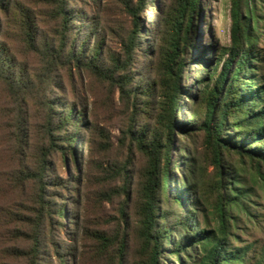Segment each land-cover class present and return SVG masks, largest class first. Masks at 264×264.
<instances>
[{
  "label": "trees",
  "instance_id": "obj_1",
  "mask_svg": "<svg viewBox=\"0 0 264 264\" xmlns=\"http://www.w3.org/2000/svg\"><path fill=\"white\" fill-rule=\"evenodd\" d=\"M71 1L77 2L50 0L53 8L49 17L59 20V29L45 33L39 28L41 18L38 11L25 5L13 6V16L7 20V26L11 30L15 29V36H12L24 51L33 55L36 60L35 67L14 57L11 49L0 41V84L11 96H27L37 100L44 96V104L51 110L56 122V132L59 134L57 136L61 137L57 140L58 143L49 138L46 146L39 144L25 152L23 147L26 138L19 133L16 139L17 148L14 150L18 160L16 168L24 157L28 159L29 165L17 168V179L31 185V189L35 191V201L39 202L40 211L45 212L49 224L53 225L50 221L53 217L51 214H55L56 220L61 219L65 213L63 203H54L56 205L51 206V196L45 194V190L50 184L66 190L70 181L58 177L48 156L57 154L61 169H64L67 164L65 156L73 154L71 146L77 144L78 134L82 133L86 124L78 122L83 117V110L74 111L72 104L65 105L62 112L57 110L55 107L61 101L60 98L55 99V93L62 92L65 87L59 75L60 70L68 72L67 85L72 90L75 82L73 75H70L71 69L77 73L84 69L102 80L113 92L116 91L119 100L126 104L127 114L118 128V135L111 138L108 131L97 129L101 133L100 151L107 153L118 149L120 152L127 150L129 153L122 155V162L113 158L112 162H117L115 165H110V161L106 160L101 162L100 170L113 181L120 178L121 183L119 187L113 186L108 191H101L100 196L109 199L112 196L127 195L125 172L132 154L138 152L146 160L145 166L138 173L140 179L135 189L133 213L136 227L133 235L139 248L135 251L131 264H171L168 256L176 264H186L187 261L192 264H243L244 249L230 247V237H233L230 230L234 227L237 213L244 211L249 215L246 207L248 192L244 182L234 173L235 168H231L227 157L233 155L244 158L256 167L255 178L264 177V79L260 75H254L259 70L254 66L255 62L260 61L257 42L264 0H229L230 44L223 53L226 57L221 61L216 74L213 68L206 71L204 77H193V82L197 83L196 90L194 89L197 92V101L187 107L189 119L186 123L178 125V97L192 96L191 90L182 89L180 80L183 68L191 63L186 57L185 48L191 49L189 42L199 0H170L166 9L161 12L165 32L158 46L159 58L154 64L155 78L153 83H147L144 87H141L142 80H136L132 63L136 51L139 50L138 17L152 0H110L130 18L131 30L120 36L117 50L106 48L102 56L103 62L98 60L104 37L98 36L96 31L93 33L96 37L94 44L87 46L88 48L85 38L79 44L76 37L70 40L66 37L72 20H85L76 19L82 12L73 13L69 8ZM7 8L0 0V11L5 13ZM107 32L114 34L111 27ZM219 61L220 59H216L214 66H218ZM49 87L54 88V93L46 98ZM141 102H147L156 108L152 123H137V106ZM48 118H52L51 114ZM24 124L21 117L18 132ZM69 125L74 130L69 131ZM189 129L202 133V143L210 155L213 167L208 181L201 180L204 169L196 167L192 157L182 158L180 154L187 153L185 147L178 146L177 153L171 152L175 142L174 131L187 134L183 139L188 140L194 134ZM72 160L74 165L73 157ZM170 168L179 171L181 168L182 171L179 188L176 186L172 193L168 189ZM16 173H10L9 183L19 187L17 182L20 181L16 180ZM49 176H54L55 179L50 181ZM207 186L217 196L213 208L216 224L212 229L196 224L195 216L197 208L194 201L199 196L197 191L205 192L203 190ZM183 190L188 199L185 210L182 209ZM180 209L182 217L178 212ZM118 213L120 219H115L111 228H99L88 235L87 242L82 245L78 254L80 264H130L124 209L120 207ZM57 226L60 227L61 223L57 222ZM177 229L180 232L176 240L173 234ZM165 242L170 246L169 249L165 247ZM32 247L27 264H40V258H47L46 254L40 252L43 245L34 241ZM71 249H68V257L71 256ZM57 254L53 251V256ZM257 263L264 264V245ZM58 264L66 262L59 259Z\"/></svg>",
  "mask_w": 264,
  "mask_h": 264
},
{
  "label": "rangeland",
  "instance_id": "obj_2",
  "mask_svg": "<svg viewBox=\"0 0 264 264\" xmlns=\"http://www.w3.org/2000/svg\"><path fill=\"white\" fill-rule=\"evenodd\" d=\"M169 1L152 0L138 17L140 32L137 33L139 41L137 49L139 50L136 51L132 70L135 72L136 80L139 82L142 80L141 87L146 86L147 83H153L155 78L154 64L159 58L158 46L165 32L162 22L163 13L161 12L166 9ZM2 2L8 8L5 13L0 11V41H3V44L11 49L14 57L35 67V58L26 53L13 38L15 29L11 30L7 26V20L13 16L14 5H25L33 7L39 12L41 18L39 28L43 33L54 29L58 30L59 20L49 17L53 8L50 0L47 2L46 0H2ZM198 7V12L194 17L191 42H189L191 49L185 48L186 57L190 59L191 63L183 68L180 80L182 89L191 90L192 96L190 98L185 95L178 97L177 125L186 123L189 119L187 107L197 101V92L194 91L197 83L193 82V77H204L206 71H211L213 68L216 74L221 66V61L226 57L223 53L228 50L230 44L229 0H199ZM69 8L73 13L75 11L82 12L76 18L77 20H85L83 22L72 20L69 31L65 34L66 37L68 40L76 37L79 44L85 38L86 47H90L96 39L93 34L95 31L98 36H103L99 62H103L102 56L106 48L117 50L120 45V36L122 37L123 33H129L131 30L130 18L113 1L77 0V2H69ZM260 15L257 42L260 61L255 62L254 68L259 70L255 71L254 75H260L264 79V8ZM110 27L114 34L107 32ZM117 32L121 34H115ZM216 59H220L218 66H214ZM67 74L66 70L59 72L65 87L62 92L55 93V99L60 98L61 101L60 105L55 108L62 112L65 110V105L72 104L74 111L83 110V117L79 118L78 122H83L86 127L82 129V133L78 134L77 144L71 146L73 154H66L67 164L64 169H61L57 154L48 156L58 177L60 179L67 178L70 181L66 190H60L56 185L46 186L45 194L53 197H50L51 206L56 205L54 203L62 202L65 208V213L59 220L54 218L55 214H51L53 217L50 221L53 225L49 224L45 212L40 211L39 202L35 201V191L31 189V185L26 182L22 183L20 178L17 179V168H22L29 163L28 159L24 157L16 168L18 160L14 150L17 148L16 139L19 133H22L26 138V144L23 147L25 152L28 151V148L39 144L46 146L49 138L58 143L57 140L61 137L57 136L59 134L56 132V122L51 110L44 104V96L43 98L38 96L40 100L27 96H11L0 84V264H27L34 241L43 245L40 252L47 255L46 259L40 258V264H58L59 259H63L66 264H80L78 254L82 245L87 242L88 235L99 228H111L115 219H120L118 213L120 207L124 209L127 228V255L130 264L132 259L134 260L135 251L139 248L133 235V230L136 227L133 211L136 202V184L140 179L138 173L146 164L145 157L134 152L130 158L125 172L128 182L127 195L112 196L111 198L108 196L109 199L106 196H100L101 191H108L113 186L119 187L121 183L120 178L113 181L100 170L101 162L106 160L110 161V165H115L117 162L113 163V158L122 162L120 160L122 155L129 153L127 150L120 152L118 149L107 153L100 151L101 133L97 129L108 131L111 138L118 135V128L127 114L126 104L119 100L116 91L113 92L104 85L102 80L93 76L89 71L80 69L77 73L71 69L70 75H73L75 82V87L72 90L67 85ZM49 88L46 98L54 93V88ZM155 112L156 108L151 107L147 102H141L137 106V123L142 124L147 121L152 123L156 115ZM49 114L52 116L50 119L48 118ZM21 117L25 124L18 132L17 127ZM188 122L190 124V121ZM68 130H74V128L69 125ZM189 131L194 134L188 137V140L183 139V136L187 134L183 135L180 131H174L175 142L171 152L177 153L178 146L185 147L187 153L180 154L182 158L190 159L192 157L196 167L200 166L204 169L205 174L203 173L201 180L208 181L213 167L210 155L202 143V133L194 132L191 129ZM72 157L74 165H72ZM227 161L231 168H235L234 173L238 174V179L245 184L244 187L248 192L246 207L249 211V215H246L244 211L237 213L234 227L230 230L233 235L230 237V247L244 249L243 264H260L257 261L260 260L261 248L264 245V177L255 178L256 167L244 158L231 155L227 157ZM179 169L180 171L176 168L169 170L168 189L170 193L176 190V186L179 188L178 182L182 173L181 168ZM12 171L17 172L15 177L20 183L16 182L22 187L9 183ZM49 177H51L50 181L55 179L54 176ZM183 188L185 187L183 186ZM183 191L182 209L185 210L187 207L185 202L188 199L185 190ZM203 191L205 192L197 191L199 196L194 201L197 208L195 212L196 224L212 229L216 224L213 208L217 196L216 192H213L208 186ZM189 201L191 204L193 203V201ZM182 209L178 211L180 217L183 214ZM57 222L61 223L60 227L57 226ZM179 232V229L175 230L174 239L177 240ZM166 242L165 247L169 249L170 246L166 245ZM70 248H72L71 256L68 257L67 253ZM53 251L58 254L53 256ZM168 259L172 262L171 264H176L172 257L168 256ZM186 264L192 263L187 261Z\"/></svg>",
  "mask_w": 264,
  "mask_h": 264
}]
</instances>
